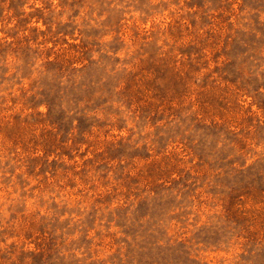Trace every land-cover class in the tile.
Returning a JSON list of instances; mask_svg holds the SVG:
<instances>
[{
	"label": "rangeland",
	"instance_id": "1",
	"mask_svg": "<svg viewBox=\"0 0 264 264\" xmlns=\"http://www.w3.org/2000/svg\"><path fill=\"white\" fill-rule=\"evenodd\" d=\"M0 264H264V0H0Z\"/></svg>",
	"mask_w": 264,
	"mask_h": 264
}]
</instances>
